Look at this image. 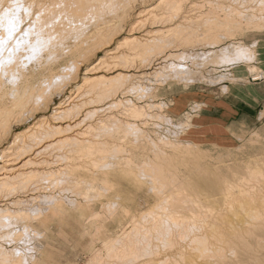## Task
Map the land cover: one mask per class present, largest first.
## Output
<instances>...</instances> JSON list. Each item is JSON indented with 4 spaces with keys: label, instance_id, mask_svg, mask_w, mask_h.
I'll return each mask as SVG.
<instances>
[{
    "label": "bare ground",
    "instance_id": "6f19581e",
    "mask_svg": "<svg viewBox=\"0 0 264 264\" xmlns=\"http://www.w3.org/2000/svg\"><path fill=\"white\" fill-rule=\"evenodd\" d=\"M135 3L137 0H0V144L4 140L7 144L0 154V232L15 220L26 219L30 216L28 210L31 211L36 202L49 197L33 196L29 192L30 187L21 191L28 196L13 199L15 191L24 189L29 181L31 183L36 178L50 184L61 182L64 175L73 174L67 168L78 170L79 163L73 160L90 158V161L97 163L94 154L103 151L104 146L95 148L99 141L97 137L94 139L90 136H108L113 131H124L132 132L134 136H145L155 151V157H149L138 165L140 173L150 177L152 184H149L153 185L150 188L154 192L156 190L161 200L156 207L162 211L152 209L150 216L143 215L142 220L136 218L137 215L133 216L131 229L126 227L121 234L106 240L102 248L104 252L101 249L93 252L86 264H264V167L250 174V182L243 176L237 180L218 176L212 169L202 167L200 172L206 179L203 178L199 184L208 192L197 188L191 191L178 165H203L206 158L200 156V151L195 148L197 144L192 141L176 143L166 138H150L136 124L138 120L147 119V107L138 105L130 97L112 98L119 91L124 96L125 93L142 90L141 82L133 80V73L130 74L131 69H127L130 65L127 66V63L137 57L145 59L150 55L163 54L167 47L175 43L176 38H188L186 35H190L187 32L190 27H203L205 37L220 43L239 32L264 29V16L260 19L247 17L249 14L246 15L242 7L230 5L221 9L224 13L209 8V11L191 18L189 15L182 16L187 0H160L156 6L159 11L153 8L141 10L135 16L139 23L151 20L152 24H160L161 27L158 25L159 28L139 36L134 32L137 26L132 24L129 33L118 45L107 49L131 16ZM179 16L182 20L178 23ZM221 47L220 55L207 54V57L216 61L235 62L252 60L256 56L254 46L242 41ZM103 49L106 51L105 56L84 72L87 76L76 85L77 93L56 102V97L65 94L67 85L77 82L81 66ZM171 54H165L164 59L168 60ZM171 62L159 68L158 76L179 73L174 70L176 63ZM99 66L107 69L99 73L96 71ZM84 90L89 97L80 103L79 95ZM86 104L92 105H88L87 112L83 114L81 109ZM113 108L122 109L121 114L118 111V114H114ZM100 112L103 114L81 131L83 123ZM39 113L45 114L37 119ZM31 118L37 120L11 136L13 125L24 124ZM54 150L51 155L56 157V162L66 160V167L57 164L58 167L50 166L53 160L47 154ZM180 155H192L194 159L183 157L179 160ZM104 157L101 155V158ZM126 160L124 165H130ZM114 162L121 165L124 161ZM120 167L122 169L124 166ZM86 178L90 181L89 176ZM157 183H160L159 189H156ZM95 185L91 180L89 186L94 188ZM35 211V215L41 213L40 208ZM89 217L92 221H98L104 215L95 211ZM8 235L0 234V264H33L24 249H7L3 246L1 241Z\"/></svg>",
    "mask_w": 264,
    "mask_h": 264
},
{
    "label": "rangeland",
    "instance_id": "374dc122",
    "mask_svg": "<svg viewBox=\"0 0 264 264\" xmlns=\"http://www.w3.org/2000/svg\"><path fill=\"white\" fill-rule=\"evenodd\" d=\"M141 1L142 0H137V3H135V8L134 10H132L133 12L131 13V16L128 18L126 24H124V26L120 28L121 30L119 29L118 37L111 43V45L107 49L115 48L118 45V42L129 33V29L132 24L133 26H137L135 27L136 30L134 29V32L139 36L147 33V31L149 30L157 29L159 28V26H162L160 24H152L151 20H146L141 23L137 22L138 18H136L135 13L141 10L149 11L151 8L157 9L156 6L160 2V0H146V2L144 3ZM236 1L187 0V3H185L184 6L185 9H183L184 12L182 16L189 15L191 18H195V16L197 17L201 15L202 12L204 13L207 12V10L209 11L210 9L214 8L219 10L220 13H224L222 12L224 10L221 11V9H226L230 5H237L240 8L242 7L241 9L247 12L246 15L249 14L247 15V17L254 16L260 19L261 16H264V0H238L239 2ZM259 4L261 5L260 8ZM157 11H159V8L157 9ZM180 20H182V17L179 16L177 22L179 23ZM142 24H144V26H142ZM197 27L192 26L188 29L187 32L188 34H190L186 35L188 38L185 39L184 37L183 40H179L176 38L175 43L169 46L171 49L167 47V51H164L165 53L163 52V54L160 53L159 55H150L147 58H145V56V59H143L142 57H137L131 62L127 63V66L130 65V68L128 67L127 69H131L130 74L133 73V80H139L136 82H141L140 84L142 85V90H140L141 92H129L130 94L125 93L127 95L124 94V96L123 92L119 91L117 93V96L115 95L112 98L120 99L124 97H130L138 105L140 104L145 108L147 107L146 110L149 113L147 119L138 120L136 121V124L141 129H143L146 135H149L150 138L154 140H157L158 138H166L167 140L176 143H180L181 141H183V143L187 141L196 143L198 146L195 145V148L200 151V156L206 158V160L203 161V165H201L200 167H196V165H193L191 163L184 164L182 162L183 164L178 165V169L180 170L181 175L184 177V180H186V184L189 190L192 191L193 189L195 190V188H197L196 190L199 189L200 191L207 193V189L205 187H201V185L199 184L201 183V181L206 179V177L202 176L204 174H201L203 172H200L202 167L212 169L214 174H218V176L223 177L228 176L229 179L232 180H237L238 177L243 176L247 178L248 182H250L248 178H250V174H252L253 171H256L257 168L264 167V100H262L260 104L255 107H249L247 105L245 106V108L247 107L248 109L244 110L249 115L246 117L245 121H241V123L238 125V128H235V130L233 131L234 138L227 145L220 143H201L194 140L190 135V130L193 124L192 119L194 115L198 113L200 109H202V105L197 100V98H199L201 95H214L217 97L227 96L229 98H232L234 97L232 96L233 94L238 93L245 97L255 96L256 92L259 91H250L247 88L248 85H263L260 88V91L264 93V29L239 32L232 38H223L225 40H221L222 42L215 43L214 39L210 40L209 38L204 36L203 27ZM197 33L203 35L200 36ZM177 41H179V43ZM241 41L244 44L246 43L247 45H252L253 42L256 41V44L254 46L256 56H254L252 60L244 59L240 60L241 62H222L216 61L214 59L212 60V57H209L213 55L215 56L217 54L220 55L222 51L221 46H231V44H237ZM178 44L180 45L178 46ZM218 48H220V51ZM171 52L172 56H170L168 60L164 59L166 57L165 54H167L168 56ZM105 54L106 51L103 49L100 50L96 56L88 59V61H86L81 66V70H79L78 72L77 82L67 85V89H65V94L63 95V97H56L55 101L58 102L61 98L65 99L70 95H75L77 93L75 91L76 85L83 82L84 77L87 76L84 72H86V70L92 65L96 64L99 58L105 56ZM207 54L209 55L208 57ZM171 61L176 63V68L173 69L178 70L179 73H170L167 75L158 76L157 71L160 70L163 66L172 63ZM106 69L107 67L99 66L96 71L101 73ZM113 70L114 69H112L111 71ZM239 84L242 85L243 88L246 87L245 90H240L239 92H237V90L233 89V85ZM190 92L196 93L193 96L194 102L190 106L183 108L180 111L179 107H181V105L178 104L180 103L179 98ZM80 93V100L79 97L77 99L80 101V103H83L84 101H86L89 95L86 94L85 90L81 91ZM246 93L250 94L251 96H248ZM85 95L88 96L86 97ZM237 98L240 103H242V98L238 96ZM237 103L240 105L239 102ZM88 105L91 106L92 104H86V106L84 105L82 107L83 110L81 109V113L84 114L87 112ZM53 106L54 105L51 106V110ZM242 106H244V104ZM121 110L122 109L119 108H113L112 112L114 114H118V112L119 114H121ZM176 110L180 111L181 113L175 114L177 112ZM42 114L44 115L45 113L37 114V119L43 116ZM102 114L103 112L96 113L94 118L84 122L81 126V131L88 126V123L90 124L93 119H97ZM120 118L122 119L123 117L120 115ZM37 119L31 118L24 124L22 123L20 125H13L14 127L11 129V131H13L11 136H13L17 131L25 129L30 125V123H33ZM141 123H143L144 126ZM90 137L94 139L97 137L96 140L100 142L95 145V148L104 146L102 148L103 151H97L94 154V156L98 160L97 163H93L92 161H90V158L86 159L91 163L86 159L84 160V158L73 160L74 163H79V167L76 168V170H78L75 171V169L73 170L67 168L73 174L64 175V177L61 179V182H58L59 184H50V182L45 181L44 179L36 178L37 180L33 179L31 180V183L29 181L26 184L27 187H25L24 189H20L19 191H15L12 194L13 199L24 198V196L27 194L21 191L27 190L31 187L29 192L30 194L32 193L33 196L48 195L50 198H53L47 200L49 199V197H46V199H44L43 197L41 198L42 200L40 202L38 201V199V202L33 205L32 210H28L30 216L23 220H13L14 222H12V224L1 230L0 234L4 236L6 234H10L3 239L4 241H1L5 248L12 249L14 247H17V249L19 250L24 249L23 251L25 252L27 258L31 260L33 264H86L93 252L98 249H101L100 251L104 252L102 248L106 240L115 235L121 234L123 230L126 229V227L131 229L130 223L133 219V216L137 215L136 218L138 217L139 219L141 218L140 220H142L145 215H149V212L152 211V209L162 211V209H157L156 207L158 205V202H160L161 200L159 201L156 190L154 192V190L150 188L153 186L151 185L152 183L150 177L142 175L139 169L140 166L138 165L149 157H155V151L152 149L150 143L145 139V136H134L132 132L124 133V131H113L112 133L108 134V136L98 135ZM10 140L11 137L9 138V141ZM104 140L106 142H104ZM105 145H107V147ZM115 145L118 147H116ZM6 146L7 144L4 140L3 144H0V154L1 150ZM119 147L120 151L118 150ZM122 147L125 150H123ZM127 150L129 151V153ZM169 151L170 149H168V152ZM54 152L55 150L50 151L47 154V156L51 158L50 160H53L52 162L54 163H51L52 165L50 166L56 167L58 165L59 167H66V160H60L56 162V157L51 155ZM98 155L100 156V158L98 157ZM101 155L102 157H105L101 158ZM183 157L194 159L192 155H180L178 156V159H183ZM118 159L121 162L124 161L123 164L116 165L117 162L114 161H119ZM125 160L126 162L128 161L130 165H124ZM130 160H134V162H131ZM177 162L179 163V161ZM61 163H63L64 165H61ZM99 163L102 164L99 165ZM112 164L114 167L112 166ZM132 165L135 170L131 168ZM120 166H124L126 169L123 170L124 167L121 169ZM127 166L133 169L134 172ZM116 167L119 168L117 169ZM136 168L139 170H137ZM129 169L131 172L129 171ZM85 170H87L88 172ZM73 171H75L76 175ZM85 175L86 177L89 176L90 181L85 177ZM91 180L94 182V184H96L94 188H91L89 186ZM94 180H96V182ZM149 182L151 184H149ZM85 184L87 185V187ZM159 184L160 183H157L156 187L158 188L156 189L160 188ZM35 187H37L38 189ZM37 206L38 208H40L41 213L35 215V210L38 209ZM95 211L102 213L104 217L100 218V220L98 221L90 220L89 216ZM140 215H142V217Z\"/></svg>",
    "mask_w": 264,
    "mask_h": 264
},
{
    "label": "crops",
    "instance_id": "0c3cea01",
    "mask_svg": "<svg viewBox=\"0 0 264 264\" xmlns=\"http://www.w3.org/2000/svg\"><path fill=\"white\" fill-rule=\"evenodd\" d=\"M253 44L248 46H255L256 41L255 43L253 42ZM262 86L263 85H248L247 88L250 91H259L256 92L253 97H245L238 93V95L233 94L232 96L234 97L232 98L227 96L217 97L214 95H201L197 100L202 105V109H200L192 119L193 124L190 130L192 138L201 143H220L224 145L230 143L234 138L233 131L235 128H238L241 121H245L246 117L249 115L245 112V110L248 109L247 107L245 108V106L255 107L264 100V93L260 91ZM245 88L246 87L243 88L240 84L233 85V89L237 90V92L245 90ZM194 94L196 93L190 92L185 94L186 96L184 95L179 98L180 103L178 104L181 105V107H179L180 111L194 102ZM247 95L251 96L250 94ZM237 96L242 98V103H240ZM235 101L239 102L240 105ZM243 104L244 106H242ZM180 111H177L175 114L181 113Z\"/></svg>",
    "mask_w": 264,
    "mask_h": 264
}]
</instances>
